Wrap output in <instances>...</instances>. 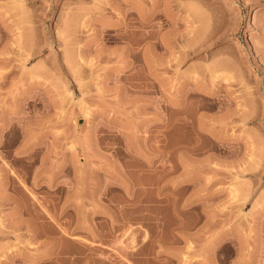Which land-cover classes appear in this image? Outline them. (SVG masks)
Instances as JSON below:
<instances>
[{"label": "rangeland", "instance_id": "1", "mask_svg": "<svg viewBox=\"0 0 264 264\" xmlns=\"http://www.w3.org/2000/svg\"><path fill=\"white\" fill-rule=\"evenodd\" d=\"M201 227L264 264V0H0V264H192Z\"/></svg>", "mask_w": 264, "mask_h": 264}, {"label": "crops", "instance_id": "2", "mask_svg": "<svg viewBox=\"0 0 264 264\" xmlns=\"http://www.w3.org/2000/svg\"><path fill=\"white\" fill-rule=\"evenodd\" d=\"M168 185L172 188L166 192L165 196L170 197V193L174 192V196L178 199L181 197L180 201L177 202L175 207V211L178 212V217L184 218L186 213H200L207 215L208 212H213L214 203L210 201V192H206V188L212 186L213 184L210 182H201L195 178H185L184 182H168ZM180 192H183L181 195ZM212 202V205L210 204ZM214 216V215H213ZM208 218L212 217V215H207ZM201 233H206L202 231V227L198 228L194 235L196 237L193 240V250L192 255L194 256L192 264H202L201 261L205 260L203 264H213V255L212 252L209 254H205V252H200L201 241L197 238V236ZM232 234L235 235V231L232 229ZM240 231L236 230V239L232 238V244L237 248H241L244 244L243 240L239 238ZM233 236V235H232ZM239 262V260H237Z\"/></svg>", "mask_w": 264, "mask_h": 264}, {"label": "bare ground", "instance_id": "3", "mask_svg": "<svg viewBox=\"0 0 264 264\" xmlns=\"http://www.w3.org/2000/svg\"><path fill=\"white\" fill-rule=\"evenodd\" d=\"M150 14H151V13H150ZM150 14H149V15H150ZM146 15H147V14H146ZM146 15H145V16H146ZM145 16H144V17H145ZM142 17H143V16H142ZM149 17H150V16H149ZM149 17L147 16V18H145V19L142 18V19H144V20L147 22V21L151 20V18H149ZM124 22H125L124 24H126V23H127V19H125Z\"/></svg>", "mask_w": 264, "mask_h": 264}]
</instances>
